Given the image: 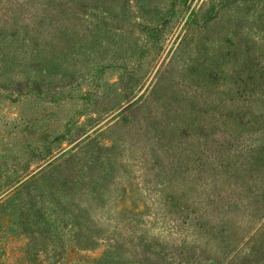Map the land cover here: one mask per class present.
<instances>
[{"label": "rangeland", "instance_id": "1", "mask_svg": "<svg viewBox=\"0 0 264 264\" xmlns=\"http://www.w3.org/2000/svg\"><path fill=\"white\" fill-rule=\"evenodd\" d=\"M42 167L0 264H264V0H0V183Z\"/></svg>", "mask_w": 264, "mask_h": 264}, {"label": "trees", "instance_id": "2", "mask_svg": "<svg viewBox=\"0 0 264 264\" xmlns=\"http://www.w3.org/2000/svg\"><path fill=\"white\" fill-rule=\"evenodd\" d=\"M20 97H22V95H20ZM48 165H53V164H50L48 162L46 164V166H48ZM46 166H44V167H46ZM43 169L44 168L42 167L37 172L31 173L27 178H24V179H22L21 176L17 177V174H16V171H18L17 169L14 170L15 171L14 174H9L8 172H6L5 179H4V181H1L0 187L3 184V186H5V187L11 186L13 188V190L10 191L9 189L11 187L8 188L7 191H10L11 195L8 196L10 194V192H6L5 195L3 196V199L0 201V219H2L1 216L3 215L5 209L7 208L5 205L6 204H10V201H12V202L15 201L14 199H15L16 196H17V198L20 199V197L22 196L21 193L23 191H25L26 189L30 190V188L32 187L33 182L37 181V179L40 176V174L42 173ZM3 193L4 192H2V194ZM136 195H137V192H135L133 190V195L131 196V198L135 197L134 207L138 206V204L136 202L138 198L136 197ZM168 197H169L170 201L172 202V204L176 207V209H178V210L181 209V210H185V211L187 210V211H189L188 216L189 217L193 216L191 211H190V209L187 206H184V205L182 206V204H184V202L187 201V200L183 196H181V194H179L177 191L173 190V192L170 193V195ZM131 210H133V209L125 208V209H123V212L129 213V212H131ZM1 213H2V215H1ZM53 213H55V212H53ZM259 231H260V228L255 232L254 236ZM112 244H111V249H107V251H105L97 259H94L92 262L94 264H126V263H123V260L121 258H112L111 253H112V248L114 247V244L113 245Z\"/></svg>", "mask_w": 264, "mask_h": 264}]
</instances>
